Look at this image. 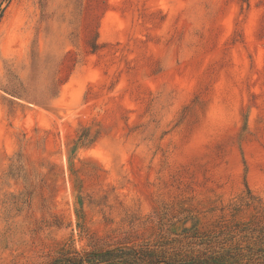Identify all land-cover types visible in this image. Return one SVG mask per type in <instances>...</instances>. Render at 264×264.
Segmentation results:
<instances>
[{
	"label": "rangeland",
	"instance_id": "1",
	"mask_svg": "<svg viewBox=\"0 0 264 264\" xmlns=\"http://www.w3.org/2000/svg\"><path fill=\"white\" fill-rule=\"evenodd\" d=\"M0 6V264H264V0Z\"/></svg>",
	"mask_w": 264,
	"mask_h": 264
},
{
	"label": "trees",
	"instance_id": "2",
	"mask_svg": "<svg viewBox=\"0 0 264 264\" xmlns=\"http://www.w3.org/2000/svg\"><path fill=\"white\" fill-rule=\"evenodd\" d=\"M5 9L0 6V19ZM225 256L207 258H191L189 260L158 258L151 249H117L98 252H88L81 256L77 252L63 253L51 264H238L229 262Z\"/></svg>",
	"mask_w": 264,
	"mask_h": 264
}]
</instances>
